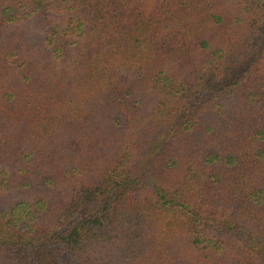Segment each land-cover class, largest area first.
I'll list each match as a JSON object with an SVG mask.
<instances>
[{
    "label": "trees",
    "instance_id": "obj_1",
    "mask_svg": "<svg viewBox=\"0 0 264 264\" xmlns=\"http://www.w3.org/2000/svg\"><path fill=\"white\" fill-rule=\"evenodd\" d=\"M0 264H264V0H0Z\"/></svg>",
    "mask_w": 264,
    "mask_h": 264
}]
</instances>
